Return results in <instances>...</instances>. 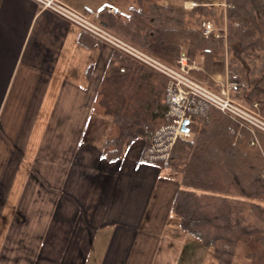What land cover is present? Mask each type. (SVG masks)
I'll use <instances>...</instances> for the list:
<instances>
[{
	"label": "crops",
	"instance_id": "0c3cea01",
	"mask_svg": "<svg viewBox=\"0 0 264 264\" xmlns=\"http://www.w3.org/2000/svg\"><path fill=\"white\" fill-rule=\"evenodd\" d=\"M62 1L103 23L155 3ZM115 50L33 0H0V264H217L178 223V176L143 138L110 142Z\"/></svg>",
	"mask_w": 264,
	"mask_h": 264
},
{
	"label": "trees",
	"instance_id": "16d2710c",
	"mask_svg": "<svg viewBox=\"0 0 264 264\" xmlns=\"http://www.w3.org/2000/svg\"><path fill=\"white\" fill-rule=\"evenodd\" d=\"M193 1L200 6L185 9L150 2L149 7L132 8L126 20L109 17L105 21L110 30L168 64H176L181 56L190 62L203 57L205 72L193 71L202 78L225 52L231 70L250 89L248 101L259 102L264 113V0H230L234 7L227 11V40L206 38L202 27L208 19L223 26V12L207 5L210 0ZM110 74L113 86L108 98L114 103V121L121 132L110 142H116L117 153L138 138L149 146L157 130L173 121L167 78L155 76L147 65L117 48ZM189 126L191 138L175 141L166 164L157 161L178 176L174 213L180 227L205 247H213L217 264H233L241 243H249L245 253L249 264H264L263 151L251 144L249 131L239 136L237 124L216 108H209L207 116L194 115ZM257 134L264 150V133Z\"/></svg>",
	"mask_w": 264,
	"mask_h": 264
},
{
	"label": "built area",
	"instance_id": "2783aa9c",
	"mask_svg": "<svg viewBox=\"0 0 264 264\" xmlns=\"http://www.w3.org/2000/svg\"><path fill=\"white\" fill-rule=\"evenodd\" d=\"M33 1L42 10L51 11L67 19L103 42L149 65L167 77L166 94L169 101V114L173 121L155 133L147 151L148 160L168 159L170 155L168 150L173 147L176 139H188L192 135L191 131L186 132L182 129L184 122L189 120L191 123L194 115L207 116L211 107L220 110L237 124L239 136L242 135L243 130L249 131L253 135L251 144L258 145L264 154L257 134L258 132L264 133V113L259 102L247 106L240 101L238 95L242 93L243 83L239 80L236 71L230 69L227 76L214 74L215 83L211 86L193 75L194 70L203 69L202 63L190 62L188 57L181 56L176 64H168L124 40L95 17L73 9L62 0ZM207 5L220 8L223 12L224 25L218 26L212 19L206 20L202 24L204 36L227 40L229 34L227 11L234 7V3L230 0H216ZM198 6L200 3L193 0H186L183 5L185 9H194ZM106 11L113 15L119 14L118 9L114 7H107ZM231 131L234 132L235 128H231Z\"/></svg>",
	"mask_w": 264,
	"mask_h": 264
},
{
	"label": "rangeland",
	"instance_id": "374dc122",
	"mask_svg": "<svg viewBox=\"0 0 264 264\" xmlns=\"http://www.w3.org/2000/svg\"><path fill=\"white\" fill-rule=\"evenodd\" d=\"M153 2H155V3H159V4H165V5H170V6H175V7H179V6H182V4H183V0H152ZM210 1H212V2H216V0H210ZM185 3V2H184ZM184 5V4H183ZM217 8H219V7H217ZM220 9V8H219ZM213 17L215 18V19H217L218 17H219V12L217 11V14L214 16L213 15ZM122 37V36H121ZM122 38H124V37H122ZM124 40H126V41H128L127 39H125L124 38ZM129 43H131L130 41H128ZM131 44H133V43H131ZM134 46H136V47H138L139 49H141L138 45H135V44H133ZM141 50H143V49H141ZM143 51H145V50H143ZM146 53H148L147 51H145ZM148 54H150V53H148ZM150 55H152V54H150ZM130 56V55H129ZM152 56H154V55H152ZM130 57H132V56H130ZM133 58V57H132ZM157 58V57H156ZM133 59H135V58H133ZM159 59V58H158ZM137 60V59H136ZM161 60V59H160ZM138 61V60H137ZM140 62V61H139ZM143 62H141V64H142ZM196 63L197 64H199V63H202L203 64V69L202 70H196V71H200V72H202V73H204L205 72V67H204V62H203V57L201 58V59H199L198 61H196ZM143 64H145V63H143ZM146 65V64H145ZM149 68H150V70L151 71H153L154 73H156V75L155 76H157V74L159 75H163L161 72H159V71H157L156 69H154V68H152V67H150L149 65H147ZM231 68L229 67V60H228V55L224 52V53H221L219 56H218V58H217V60H216V62H215V65H214V70L210 73V74H208V76L206 77V78H202V77H199L197 74H194L193 73V75L197 78V79H199V80H201L202 82H204V83H206V84H210L211 86H214V79H213V76H214V74H222L223 76H227V72L230 70ZM129 75H131L132 77H133V73H130ZM159 75V76H160ZM238 75H239V80L240 81H242V83H243V88H242V93L241 94H239L238 95V97L241 99L240 101H242V103H244L245 105H247V106H249V105H251L252 103H254V102H257V101H254V102H250V101H248V99H247V95H248V93H249V91H250V89L247 87V85L245 84V82L241 79V76H240V74L238 73ZM165 78H167L165 75H163ZM158 77H154L153 78V81L154 82H158V79H157ZM167 83H168V79H167ZM110 86V85H109ZM144 86H146L147 88H151V86H147L146 84H144ZM111 87V86H110ZM109 87V88H110ZM142 87V86H141ZM145 87V88H146ZM132 89H133V87H132ZM105 90H106V87L104 88V95H105ZM167 95V94H166ZM129 97H130V95H129ZM136 96H134V98L133 97H130V98H132L135 102L137 101V97L135 98ZM260 106H261V104H260ZM113 107L114 106H112V109H113ZM261 110H262V106H261ZM164 127V126H163ZM159 130V129H158ZM157 130V131H158ZM192 136V135H191ZM191 138V137H190ZM177 140V139H176ZM182 140H186V139H182ZM166 141H169V140H166ZM151 146V143H150V145L149 146H145V150H144V158L145 159H147V151H148V148ZM173 148V147H172ZM172 148L171 149H169L168 151H169V154L171 153V150H172ZM169 158H170V155H169V157H168V159H165V160H150V161H162L163 162V164H166L167 162H168V160H169ZM148 160V159H147ZM160 164V163H159ZM235 196V195H234ZM234 199H236V200H239V198H237V197H233ZM248 246V247H247ZM247 250H249V243L246 245V244H244V243H241V245H240V248L238 249V251H237V254H236V257H235V260H234V263L233 264H249V262L246 260V258H245V253H246V251Z\"/></svg>",
	"mask_w": 264,
	"mask_h": 264
},
{
	"label": "water",
	"instance_id": "95a60500",
	"mask_svg": "<svg viewBox=\"0 0 264 264\" xmlns=\"http://www.w3.org/2000/svg\"><path fill=\"white\" fill-rule=\"evenodd\" d=\"M105 26H108V24L107 23H103ZM190 121L189 120H186L185 122H184V124H183V126H182V129L184 130V131H186V132H189L190 131Z\"/></svg>",
	"mask_w": 264,
	"mask_h": 264
}]
</instances>
